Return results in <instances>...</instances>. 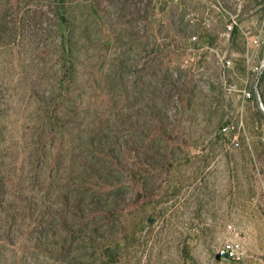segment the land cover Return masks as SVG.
<instances>
[{
    "label": "rangeland",
    "instance_id": "obj_1",
    "mask_svg": "<svg viewBox=\"0 0 264 264\" xmlns=\"http://www.w3.org/2000/svg\"><path fill=\"white\" fill-rule=\"evenodd\" d=\"M246 53L211 0H0V264H264Z\"/></svg>",
    "mask_w": 264,
    "mask_h": 264
},
{
    "label": "built area",
    "instance_id": "obj_2",
    "mask_svg": "<svg viewBox=\"0 0 264 264\" xmlns=\"http://www.w3.org/2000/svg\"><path fill=\"white\" fill-rule=\"evenodd\" d=\"M211 1L213 2L214 8H216L224 15V36L228 38L235 32H238L242 36L247 48V53L243 55L244 63L247 66H253L255 78L257 79L260 73H262L264 63V5L263 15L258 23V30L253 33L249 30H244L243 26L241 25V21L239 20L240 11L241 9H243L244 4L247 2V0H232L235 9L239 13L228 12L222 0ZM194 40L195 38H193V41ZM230 57L231 56H224L220 59L221 68L224 72L226 71V69H229L231 67L232 61ZM190 61L193 62V59H191ZM245 96L249 97V93L245 94ZM228 129L229 128L226 125V127H224L221 131L226 133ZM234 146L237 147L238 142L234 143ZM227 229L228 233L236 232V228L234 225H229ZM241 249L242 247L240 243L236 241V239H230L224 243V245L217 251V253L220 259L233 260L235 258L237 259L242 254Z\"/></svg>",
    "mask_w": 264,
    "mask_h": 264
},
{
    "label": "water",
    "instance_id": "obj_3",
    "mask_svg": "<svg viewBox=\"0 0 264 264\" xmlns=\"http://www.w3.org/2000/svg\"><path fill=\"white\" fill-rule=\"evenodd\" d=\"M216 257L219 259L218 255Z\"/></svg>",
    "mask_w": 264,
    "mask_h": 264
}]
</instances>
